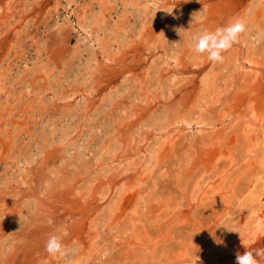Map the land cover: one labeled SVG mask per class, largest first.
Listing matches in <instances>:
<instances>
[{
	"label": "rangeland",
	"instance_id": "374dc122",
	"mask_svg": "<svg viewBox=\"0 0 264 264\" xmlns=\"http://www.w3.org/2000/svg\"><path fill=\"white\" fill-rule=\"evenodd\" d=\"M238 19L223 63L195 52ZM258 250L264 0H0V264Z\"/></svg>",
	"mask_w": 264,
	"mask_h": 264
},
{
	"label": "clouds",
	"instance_id": "9594fccd",
	"mask_svg": "<svg viewBox=\"0 0 264 264\" xmlns=\"http://www.w3.org/2000/svg\"><path fill=\"white\" fill-rule=\"evenodd\" d=\"M202 12V11H201ZM246 31V23L243 20H235L225 27L216 29L215 32L205 31L195 37L194 50L198 54H207L208 60L213 63H223L224 53L230 50L238 42L240 36ZM52 223L51 220L48 221ZM46 252L53 257L63 256L65 246L62 238L58 235H51L45 245ZM258 258L264 255V250L245 251L243 254H236L235 264H258Z\"/></svg>",
	"mask_w": 264,
	"mask_h": 264
},
{
	"label": "bare ground",
	"instance_id": "6f19581e",
	"mask_svg": "<svg viewBox=\"0 0 264 264\" xmlns=\"http://www.w3.org/2000/svg\"><path fill=\"white\" fill-rule=\"evenodd\" d=\"M182 26V25H181ZM183 31V30H182ZM186 32V31H185ZM143 197V196H142Z\"/></svg>",
	"mask_w": 264,
	"mask_h": 264
}]
</instances>
